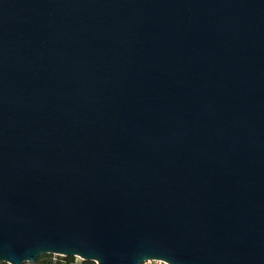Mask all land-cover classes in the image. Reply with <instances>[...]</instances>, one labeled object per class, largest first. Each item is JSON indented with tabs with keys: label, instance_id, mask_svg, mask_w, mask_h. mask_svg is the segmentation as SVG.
<instances>
[{
	"label": "water",
	"instance_id": "95a60500",
	"mask_svg": "<svg viewBox=\"0 0 264 264\" xmlns=\"http://www.w3.org/2000/svg\"><path fill=\"white\" fill-rule=\"evenodd\" d=\"M264 264V0H0V262Z\"/></svg>",
	"mask_w": 264,
	"mask_h": 264
},
{
	"label": "trees",
	"instance_id": "16d2710c",
	"mask_svg": "<svg viewBox=\"0 0 264 264\" xmlns=\"http://www.w3.org/2000/svg\"><path fill=\"white\" fill-rule=\"evenodd\" d=\"M0 264H7L0 262ZM23 264H94L91 261H80L79 263L75 261L74 256H61L54 254H43L39 256L34 262L23 263Z\"/></svg>",
	"mask_w": 264,
	"mask_h": 264
},
{
	"label": "built area",
	"instance_id": "2783aa9c",
	"mask_svg": "<svg viewBox=\"0 0 264 264\" xmlns=\"http://www.w3.org/2000/svg\"><path fill=\"white\" fill-rule=\"evenodd\" d=\"M141 264H169V263L161 259H147L144 260Z\"/></svg>",
	"mask_w": 264,
	"mask_h": 264
},
{
	"label": "rangeland",
	"instance_id": "374dc122",
	"mask_svg": "<svg viewBox=\"0 0 264 264\" xmlns=\"http://www.w3.org/2000/svg\"><path fill=\"white\" fill-rule=\"evenodd\" d=\"M75 261L79 263L82 260L79 257H75Z\"/></svg>",
	"mask_w": 264,
	"mask_h": 264
}]
</instances>
